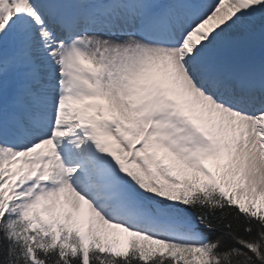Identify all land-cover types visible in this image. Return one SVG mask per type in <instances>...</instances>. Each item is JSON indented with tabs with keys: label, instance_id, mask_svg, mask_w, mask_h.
I'll list each match as a JSON object with an SVG mask.
<instances>
[{
	"label": "rangeland",
	"instance_id": "374dc122",
	"mask_svg": "<svg viewBox=\"0 0 264 264\" xmlns=\"http://www.w3.org/2000/svg\"><path fill=\"white\" fill-rule=\"evenodd\" d=\"M9 1L13 4L15 10L14 19L10 24V31H12L11 46L13 47V50H20V46L21 50H24L26 45L30 47L29 45L31 40H33L34 46L32 52H35V46L38 45V36L41 34L39 32H41L43 26L41 27V24L39 23L33 3L31 0ZM22 1L25 3V11L20 10V4ZM76 1L81 4H89L87 1L83 0ZM167 1L172 5L174 15L176 6H179L181 2L184 3L186 0ZM203 1L204 4H206V0ZM132 2L133 4H136L134 0H132ZM88 6H91V4ZM200 21V19H194L192 22L193 24H191L194 25ZM174 22H172L173 26ZM223 22L228 24L227 28L231 32L226 34L225 29L223 30V33L217 31V33L214 34L219 37L217 39H212L211 37L213 36L209 31L210 24L213 29L215 28V30H219L221 25L220 23ZM200 23L201 24L198 28H202L201 30H204V33L198 34L199 36H203L200 37L199 40L202 43H204V41L207 43H204V46H202L201 42L196 40V43H199V45L202 46L200 50L195 47V50L197 51L198 49L197 52L200 54H207L214 49L223 50L224 48H230V42L232 41L230 37L236 34L237 29L244 32L246 37L251 36L254 37L256 41L260 40L262 42L264 39V0H212L211 4H207L205 16L202 18ZM17 25L22 27L21 30H16ZM189 29L193 31L195 30L191 27ZM186 31L182 35H184ZM118 33L119 34L113 35H125L123 32ZM189 34L190 33L187 32V35ZM241 35L242 34L240 33V36ZM256 35L259 36V39ZM120 38H122V36L119 38L116 37L117 40ZM98 40L102 44L98 43ZM212 40H214L215 44H212ZM84 41L83 55L86 59L92 61L95 65L100 67L101 65H105L104 57H106V65H110L113 68L110 69L113 71H115L114 69L116 68L118 69L117 72H115L117 77L112 82H106L105 87L101 88L98 97L101 106L106 109L107 113H110L116 118L118 126L121 127L120 129H115V136L119 140L123 137L125 138V135L123 134V130H125L128 133H134L135 136L133 137L136 138L144 132V128L147 123H152V127L149 129L144 144L140 147L141 152H145V154L154 153L158 156L155 171L162 173L164 165L167 166L170 163V166H172L174 163L178 173L185 175L192 169L200 179L199 182L204 183L205 181L202 180H205V177L202 175L195 162V156H197L198 153L187 147L184 136L178 134L174 130L166 129L170 127L165 125L167 122L163 121L165 118L164 110L162 109L163 106L160 103V97L163 93L161 92V89H152V86L150 87L149 84L153 74H161L162 77L169 76L170 78H173V74L170 72L172 70L160 73L162 71V68H160L162 65L161 62L158 60H152V63H149V60L145 62L144 58H146V53L142 50L144 48L143 45H140L141 47L138 45L130 46V48L126 47L125 51L118 48L110 50L105 48V43H103L100 36H96L95 33L88 35ZM239 44H241L242 48H246L250 45L246 44L245 39ZM137 48H139L138 51ZM100 50L105 52V56L103 58L101 57ZM17 51L15 53L13 52L14 56L17 55ZM178 53V51L175 53V59L181 70L183 69L182 74L184 78H186L185 75L187 76V74L185 71L187 70L190 72L191 69L188 66L186 58H182L180 60ZM49 54L52 53L49 52ZM230 54L231 52H228L226 57ZM29 56L31 59L29 60V64L27 66L35 67L42 73H46L48 71L47 68L44 69L42 67V62L34 59V56L31 53ZM157 57L160 59L162 55H157ZM169 61H171V59L168 60V63ZM245 61L248 62L246 59ZM144 62L145 64L151 66L152 70L143 69L141 65ZM45 66L47 67V65ZM153 68H156L158 71L160 70V72H154ZM137 69L140 73L143 69V80L140 79V75L136 76V73H134ZM49 71V73L47 72L48 77L55 74V70L51 69ZM248 71L252 72L254 77H264V66L259 65H245L240 73L234 74L243 75ZM149 74L152 75L150 78H148ZM56 76L57 75H54V78L52 79V87L56 84ZM37 78H40V76H37ZM187 78L186 83L189 82V84L192 85L189 78ZM193 78L194 76H192V79ZM45 79V77L42 78L40 86L46 91L48 88L46 87V85H48V81ZM153 80L154 79L152 77V81ZM8 83L9 81H5V87ZM189 84L188 87H190ZM2 85H4V82H2L1 86ZM169 85L171 86V88L169 87L171 90L166 89V92H170L172 94L174 92V94L176 93V96L177 92L181 93L183 96L185 95V92L181 89V87L171 85V83L165 85V87H168ZM191 87L190 89L193 88ZM186 90L188 89L186 88ZM37 92L41 93L42 91ZM165 94L166 93H164V95ZM201 94L211 100L210 96L205 95L203 92H201ZM38 99L39 98L35 95L34 100L30 101L25 106V111L28 112L27 116L37 111V114L41 116L40 122L46 123V119L49 120L51 114L45 111ZM122 101L124 103V107L129 109V114L127 113L128 111H125L124 109H118L121 114L114 111L115 109L117 110L121 104L123 105ZM230 106H232L229 108L231 112H229V109L226 111V108H222V106L219 105L218 110L221 111L217 110L216 113L213 114L215 121H217L214 122L218 125V122H220V127L223 128V134L217 135L218 139H216V132L218 133V130L215 132L216 127L214 124L211 125L207 116H202V113L199 111L197 116H200L202 124L200 127H202L203 132H205L202 133L206 137V142L203 143V146L201 147H198L196 144L193 146L199 150L205 163L213 164V168L218 174L216 183L228 197L237 203L242 210L255 213L259 216H264V127L260 129L262 125L264 126V111L259 110L256 113L248 114V112L244 111L243 108H239V104H230ZM82 108L83 99L81 95H75L72 104L68 105L67 114L65 115L64 113L65 123H73L75 112L81 113L83 111ZM201 108H203L204 111V106H201ZM212 110H214V108H212ZM25 118L26 121H28V118ZM13 126L23 131H25L23 128L29 129V127L25 124L22 126L15 124ZM200 127L197 126L198 132L202 131ZM31 130L37 131V129L34 128ZM69 130L70 128L63 130V132L68 133ZM27 137L28 135L24 136L25 139ZM13 139L16 141V138ZM214 139L216 140L215 148L214 142L211 144V141ZM199 140L202 142L201 139ZM66 143L69 147L77 146V144L73 141ZM15 149L19 152L22 148L20 149L17 145ZM15 149L11 150V148L8 149L4 145L0 144V156L6 163H8L10 172V167L14 166V164L10 165L7 157L10 153L14 152ZM136 162L141 166V161L139 159L136 158ZM27 167H29L28 164ZM75 167L77 168L81 166L75 165ZM143 173L145 176L148 174L145 171H143ZM172 175H169L166 171H164L165 183L164 185L161 183V186H159L158 183L151 178H148L146 191L154 193L155 196L153 198H160L168 201L167 206L164 209L161 208V210H159L163 214L161 216L163 220H175L176 223H182L184 221L183 217L185 216V213L178 208L176 197H172L160 189V187H165V190H167L169 187L175 190H182L183 185L188 186L186 179H182V181L175 180ZM17 183H20V185L17 186ZM190 183L192 186L191 181ZM194 186H197V184H194ZM69 187L71 191L76 192V186L70 185ZM63 190H60L57 186L51 184L47 188H41L38 191L33 192L29 189L27 183L22 182L18 173H6V176L2 178L0 186V200H4L5 202L14 200V205L17 208L28 206L30 209H34L36 212L43 215L41 221L42 224L48 225L56 222L58 228L63 227L69 231L74 229L76 231L74 233L79 234L81 240L85 239L84 242L87 243L86 245L98 246L100 249L105 251L107 250L109 252L111 251L114 254H124L133 250L143 258L154 256L157 252L163 254L171 253L178 259L174 261L176 263L179 262V264H206L208 261L209 257L204 247L203 240L196 233H190L189 228L183 230V232L179 235V238L176 240L161 237L157 234L148 235L142 232L140 233L137 230L126 228L108 217H103L102 214L98 213L96 208L92 207L90 201L85 203L79 200L77 203L76 198H74L73 200L76 204H73L71 200H67L64 198V195L61 194ZM184 191L187 193L186 189H184ZM43 199H45V204L42 206L39 201H42ZM115 202L122 209L125 208L126 215L129 213V207L126 204H123V202L118 200H115ZM152 206L153 205L148 203L147 211H149ZM131 215L133 214L131 213ZM82 223L89 226L87 232H81L80 226ZM183 239L188 241H183ZM262 244L264 245V243Z\"/></svg>",
	"mask_w": 264,
	"mask_h": 264
},
{
	"label": "bare ground",
	"instance_id": "6f19581e",
	"mask_svg": "<svg viewBox=\"0 0 264 264\" xmlns=\"http://www.w3.org/2000/svg\"><path fill=\"white\" fill-rule=\"evenodd\" d=\"M126 1H127V3H124L122 5L124 12L121 11L120 12V17L116 18V20H113V21L111 20L112 24H114L116 26L118 24L122 25L125 21L128 22V19H130V17L135 20L136 14L140 10L137 9V13L134 10V12L136 13L135 15H134L133 12H130V16H129L128 12L130 10H133V6H132V3H131L130 0H126ZM211 3H212V0H206L205 7L203 5L204 13L206 11L207 4L209 5ZM128 4H129V6H128ZM20 5H21L20 10L21 11H25L26 7H24L25 6L24 1H22ZM169 13H170L171 17H174V21H175L174 29H173V31H170V32H171L172 39H174L173 43H176L179 39H181V37L183 36L182 34L190 26V21L193 19V16H192V13L190 12L189 8L187 6H185V5H183L182 3H180L179 6H176V9H175V12H174V16H173V12L170 11ZM169 13H168V15H169ZM123 16H124V19H123ZM203 17H204V15H203ZM146 23H148V20H147ZM220 24H221L220 25L221 29L219 28V30H217V29L215 30V28L213 29V27H211V24H210L209 31H210V33L213 36V37H211L212 39L215 38V34L214 33H217V31L223 33V30L225 29L226 34H229L231 32L227 28L228 24H226L224 22L220 23ZM18 29L20 30L21 27H18ZM154 29L156 30L155 31L156 35L160 34V32L164 33L165 32V30H164L165 29V25L164 24H159V25L155 26ZM233 29H234V27H233ZM145 30L149 34H154V33H151V31H149L146 28H145ZM167 30H169V29H167ZM102 32L98 35V37L100 36V38L103 41V43H105V45H104L105 48L110 49V50H114V49L118 48V49H123V51H125L126 47L130 48V46L143 45L144 48L142 50L144 51V53H146L145 54L146 58L148 60H150V58H152L153 60H158L163 65V66L161 65V67H160V68H162L161 72H160V70L158 71L156 68L155 69L153 68L154 72L162 73V72H165V71L172 70L170 72H171V74H173V78H170L169 76L162 77L161 74H155V76L158 77L160 82H162V83H164L166 85L169 84V83H171V85H175L176 83H178L175 86L181 87L184 90V92L187 93L186 96L185 95L183 96L181 93L177 92V98L176 99L178 101H180V103L182 104V107L187 112L192 114V116H194L193 115L194 110H195L194 109V103L195 104L200 103V104H198V106L200 108H201V106H204V111L201 112L202 115L207 116L208 121H209V123L211 125L214 124V126L217 128L216 129L214 127L215 128V132H216V130H218V133L216 132V139H218L217 135L223 134V128L220 127L221 124H220V122H218L219 125L217 123H215L217 121H215V119L213 117V114L216 113V111L219 108V105L222 106V108H226V111H228L227 109H229V108H227L224 105L219 104L214 98H212L210 96L209 93H206L204 90H200V88L197 89L196 87H194L195 83H192L194 86L190 85L189 82L186 83L187 76L185 75L186 78H184V76L182 74V70L183 69L181 70V68L179 67V65L176 62L175 53H174L175 48L174 47L160 46V45H154V44H151V43H146V42L142 41L140 38H138V36H135V35L131 36V35L125 34L124 30H123V33L126 36L122 35V34L120 36H116V35H113V34L111 35V34H109L107 32H103V34H102ZM119 32L122 33V31H119ZM39 33H41V34H39V36H38V38H39L38 42H37L38 45H36L35 46L36 49H34L35 52L38 53V55L35 52H32V53L35 55V58L39 59L43 64L45 63V65H47V67L45 66V68H47L48 71L52 69V70H55V72H56L57 65L59 64L61 59L64 57L65 52L62 51V47H59V46L57 47L56 46L57 42L55 41L54 34L51 33L50 31H48L47 27L43 26V29ZM240 33L242 34L241 36H240ZM121 36H122V38H120L119 40L116 39V37L119 38ZM130 36H131V38H130ZM257 36L258 35H256V37ZM112 37H115V38H112ZM200 37L201 36H198V35L195 34V41H194L195 44H197L196 40L201 42L199 40ZM257 38L259 39V36ZM215 39H217V38H215ZM230 39H232V41L230 42V48H228V49H225V48L223 50L214 49V50H211L207 54H200V53H198L196 51V53L200 56V61H202L203 64H209L210 65L211 68L208 67L209 71L216 72L217 70H219L218 72H220V71L224 72L226 70L225 65H228L233 70V73H240V71L243 69V67L245 65L246 66L247 65L264 66V61L253 60V61L246 62L245 59H244L243 54L247 50L242 52L241 56L238 55V53L241 51V50H238V49H242V46H241L242 43L241 44H239V43L242 42V40L245 39L246 44H250L247 47L248 48H252V44L251 43H253L254 37H251V36H247L246 37L244 32H242L240 29L239 30L237 29L236 34L232 35L230 37ZM205 42L206 41H204V43ZM262 42H264V39H263ZM204 43H202V46H204L203 45ZM236 43H238V44L236 45ZM205 44H207V43H205ZM30 46H31L30 51H32L33 46H34L33 41H31V45ZM208 46H209V44H208ZM49 52H51L52 54H49ZM228 52H231V54L226 57ZM157 55L158 56L162 55V57L160 59H158ZM170 59H171V61H169V63H168V60H170ZM160 64H159V66H160ZM168 67H171V68H168ZM192 67H194V64H192ZM193 74L196 75V72H194ZM51 75H52V72H51ZM238 75H241V76L246 77V78L252 77V79H248V80H250V81H258L260 83H264V77H254L253 73L250 72V71L244 73L243 75L242 74H238ZM47 77H48V75H47ZM188 84L190 85V87L192 86L193 88L191 87L192 89H190V87H188ZM169 87L171 88V86L170 85L168 86V90H171ZM186 88L188 90H186ZM231 88H233V87H231ZM232 90H227V92L232 93ZM36 91H41V90L40 89H36ZM199 91L203 92L205 95L210 96L211 100L206 98L205 96H203L201 94V92H199ZM179 92H180V90H179ZM188 95H189V98L187 99ZM238 95L241 96V93L234 94L233 98L239 99ZM252 95L260 96V95H263V94L260 93V92L259 93L253 92ZM54 96H56L55 93L51 94V97L49 98L51 111H54V109L56 107V101L54 100ZM122 103H123V101H122ZM121 105L119 106L120 108L119 107L117 108V110L118 109H124L125 111H128L127 113L129 114V109L124 107V103H123L122 106ZM128 108H129V106H128ZM212 108H214L215 112H214V110H212ZM218 111H221V110H218ZM229 112H231L230 109H229ZM210 120H211V122H210ZM15 124H18V126H22L24 123L22 124V123H19L18 121H14L13 125H15ZM41 126H43V128L45 129L44 124L41 125ZM28 132H33V133H35V135L36 134L39 135V134H41L43 132V130H42V128H41V130L37 129V131H32L31 129H29ZM214 141H216V140L214 139ZM43 145L44 146H48V148L50 149V146H49V144L47 142H45L42 139H38V141L36 142V146H43ZM76 154H77V150H76ZM93 155H94L95 160H97V155L98 154H95V152H94ZM74 158L76 159V161L78 160L76 158L75 154L74 155L71 154V159L74 160ZM62 172L63 171H62L61 165L57 161H55L54 162V167L51 169L50 180L54 184V186H57L60 190L64 189L63 192L61 193L62 195H64V198H66L67 200H71L73 204H76L73 199L76 198V200H77L78 194H74V192L71 191L69 187H67L68 185H67V182L65 180V176L62 174ZM108 176H109L108 170L104 168L101 171L100 178L107 183L108 179L106 180L103 177L106 178ZM100 178H98V179H100ZM108 184L110 186L112 184V186L109 188V193L111 194L112 202L117 204L115 202V200H119L120 198H123V200L125 202L122 201V200L120 202H123V204H126L129 207L128 208V212L130 214L128 213L127 217L130 218L131 213L133 215L137 214L139 210L133 209V210H135L137 212L136 213V212L132 211V209L128 205V204L132 203V201H130L129 195L127 194V191H129V188H124L123 187V183H120L119 185H117V182L115 183V185H114V183H108ZM142 206H143V204H142Z\"/></svg>",
	"mask_w": 264,
	"mask_h": 264
},
{
	"label": "trees",
	"instance_id": "16d2710c",
	"mask_svg": "<svg viewBox=\"0 0 264 264\" xmlns=\"http://www.w3.org/2000/svg\"><path fill=\"white\" fill-rule=\"evenodd\" d=\"M189 207L211 227V257L206 264H264V219L240 212L220 196L217 200L199 198ZM24 230L30 231L27 224L0 217V264H84L85 255L87 264H179L171 257L144 262L133 252L113 256L91 249L85 254L82 246L58 244L46 233L29 242ZM19 241L33 244L24 246Z\"/></svg>",
	"mask_w": 264,
	"mask_h": 264
},
{
	"label": "water",
	"instance_id": "95a60500",
	"mask_svg": "<svg viewBox=\"0 0 264 264\" xmlns=\"http://www.w3.org/2000/svg\"><path fill=\"white\" fill-rule=\"evenodd\" d=\"M263 50H264V48H263Z\"/></svg>",
	"mask_w": 264,
	"mask_h": 264
}]
</instances>
